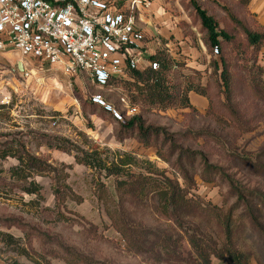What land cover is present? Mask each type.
I'll return each mask as SVG.
<instances>
[{"label":"rangeland","instance_id":"obj_1","mask_svg":"<svg viewBox=\"0 0 264 264\" xmlns=\"http://www.w3.org/2000/svg\"><path fill=\"white\" fill-rule=\"evenodd\" d=\"M196 1L216 18L219 28L233 36L230 43L223 42L222 46L234 76L232 100L227 98L220 72L214 65L215 61L220 63L221 54L207 45L206 34L190 0H152L154 17L155 13L172 18L185 16L189 19V31L185 34L186 29H183L182 33L169 37L173 44L171 52L159 45L152 53L147 48L144 66L149 65V55L164 50L179 62V66L172 69L174 82L183 84L184 78L189 77L205 95L191 92L203 96L207 106L200 109L192 104L194 110H147L139 105L137 111L149 123L166 128L171 146L196 153L193 159L183 158L181 163L177 160L178 151L171 153L168 142L161 144L160 140L158 146L148 147L134 137L118 138L119 124L114 111L126 117L132 115L127 112L129 102L119 81L113 79L109 85L100 86L92 83L86 74L70 76L52 66L35 64L31 65L32 72L24 77L17 69L21 57L7 59L0 53V105H6L0 107V145L17 137L48 165L44 173L28 179L38 183V194L0 184V264H11L16 257L23 264H34L30 258L17 255L13 250L15 244L7 243L6 233L12 234L22 247L29 248L34 259L44 257L52 264H83L87 258L107 264H173L165 258H149L129 249L104 204L106 198L118 201L122 191L112 188L102 191L97 184V174L76 161V147L98 146L99 150H109L111 157L115 151L131 152L138 159L150 160L168 175L177 177L182 187L188 183L184 178V172L188 171L191 193L211 205L229 207L235 203L229 186L231 181L238 186L247 184L264 190V170H255L249 163L258 161L257 156L264 151V106L255 95L256 91L264 95V70L254 66L257 61V65L264 68V46L259 50L248 47L242 27L236 26L227 12L241 20L246 28L262 31L264 0ZM155 4L158 5L156 10L153 9ZM179 23L178 28H183V21ZM95 96L105 104H94ZM106 106H111L112 111ZM233 112L239 122L244 123L241 129L237 128L239 122L237 125L228 123L232 121ZM214 129L218 134L223 133L226 141L223 138L219 142L210 136L211 132L216 133ZM18 132L20 134L15 135ZM56 137L69 139L72 150L56 148L60 143L54 139ZM0 149L4 148L0 146ZM159 149L162 155L158 154ZM201 152L210 163L222 169L212 175V181L200 176L203 164L198 153ZM17 163L13 157L0 159V175L10 177L8 170ZM104 181L111 186L109 180ZM123 209L135 213L145 224L164 222L155 221L153 217L157 218V214L141 204L131 203ZM211 261L212 264H232L227 257H212ZM251 264L259 263L252 258Z\"/></svg>","mask_w":264,"mask_h":264},{"label":"trees","instance_id":"obj_2","mask_svg":"<svg viewBox=\"0 0 264 264\" xmlns=\"http://www.w3.org/2000/svg\"><path fill=\"white\" fill-rule=\"evenodd\" d=\"M190 2L206 34L207 45L221 54L220 63L215 61L214 65L220 72L219 77L227 92V98L231 101L234 76L222 46L223 42L230 43L233 36L219 28L216 18L196 0H190ZM227 12L232 22L236 26L242 27L248 47L259 50L264 46V26L262 31L251 30L246 28L243 22L229 10ZM147 59L150 64L146 67L142 69L130 68L124 74L114 75L103 86L109 85L113 79L119 81V85L124 91L123 95L126 96L129 104L140 105L147 110L168 108L194 110L189 93L195 91L205 95V92L196 86L189 77L184 78L183 84L174 82L171 73L173 68L179 66V62L164 50L149 55ZM256 62L254 66L263 71L264 68L257 65ZM152 64H156L157 67L154 68ZM259 92L256 91L255 95L259 96L258 98L261 100L259 102H262L264 106V95L262 96ZM5 106L0 105V107ZM105 108L112 111L111 106ZM118 114L122 117L118 119L115 116V120L119 124L118 138L120 140L134 137L148 147L158 146L160 140L161 144L168 142L171 153L178 151L177 160L180 163L183 162V158L193 159L196 155L189 149L171 146L172 143L168 139L166 128L149 123L142 114L135 113L130 117H126L124 113ZM260 114L263 113L260 111ZM229 122H234L237 125L239 119L235 113L232 121ZM243 124L240 121L237 128L241 129ZM248 129L249 127L245 130ZM214 131L216 133L210 131V136L212 135L214 139L221 142L220 139L225 138L223 133L218 134L216 129ZM18 134L20 132L15 133V135ZM204 134L201 133V135ZM227 135L225 136L227 137ZM54 139L60 141L59 145H55L56 148L72 150L70 147L72 142L69 139L60 137ZM0 146L4 148L0 149V159L13 157L18 161L17 165L8 170L10 177L0 175V184H9L15 189L38 194L40 190L38 183L28 179L35 174L44 173L48 166L47 163L33 154L25 142L17 137H13ZM108 153L109 150H99L98 146L88 149L76 147L75 159L97 174V184L102 191H108V188L117 192L122 191L118 195V201L105 199V210L114 226L126 239L129 249L134 253L148 255L149 258H165L173 264H212V257H227L232 264H251V259L255 258L259 264H264V190L260 187H250L247 184L238 186L231 181L229 186L232 196L236 198L235 203L229 207L211 205L191 193V183H189L191 179L188 176V171L184 172V178L188 183L182 187L177 177L168 175L166 170L159 169L150 160H140L131 152L115 151L112 153V157ZM158 154H163L161 149L158 150ZM198 154L203 164L201 178L205 181H212V175L221 172L222 169L210 163L203 152ZM257 158L258 161L256 159L255 162L249 161V163L255 167V170H264V151ZM104 180H109L111 186L107 185ZM108 198L110 199V194ZM126 202L150 207L152 212L157 214V218L153 217V219L155 221L163 220V224H145L140 217H136L135 213L124 211V205H128ZM257 206L259 209L256 208ZM4 236L7 238L8 244H15L13 250L17 255L30 258L34 264H52L44 257L40 260L34 259L29 253V248L18 244L12 234L6 233ZM11 264L23 263L16 257ZM83 264H107V262L87 258L84 259Z\"/></svg>","mask_w":264,"mask_h":264},{"label":"built area","instance_id":"obj_3","mask_svg":"<svg viewBox=\"0 0 264 264\" xmlns=\"http://www.w3.org/2000/svg\"><path fill=\"white\" fill-rule=\"evenodd\" d=\"M118 2L0 0V52L13 51L21 57L24 77L35 64L70 76L86 74L92 83L103 86L114 75L144 68L146 61V34L138 17L152 0ZM172 45L171 41L159 44L168 52L173 51ZM93 101L105 104L96 96ZM138 108L128 104L127 112L133 115ZM114 115L122 118L117 111Z\"/></svg>","mask_w":264,"mask_h":264},{"label":"crops","instance_id":"obj_4","mask_svg":"<svg viewBox=\"0 0 264 264\" xmlns=\"http://www.w3.org/2000/svg\"><path fill=\"white\" fill-rule=\"evenodd\" d=\"M125 0H119V4L125 5L124 4ZM152 6V5H151ZM154 10L158 8V5H153ZM161 12V11H160ZM189 19L186 18L185 16H174L173 18L170 16H162L160 14L155 13V17L152 14V9L151 7L149 9H144L140 12L139 17H138V25L139 27L145 32L146 34V39L147 41L145 43V49L148 51L147 48L152 49L159 45L160 42L164 43L166 41H170L169 37L172 34L177 35L178 33H182L183 29H186V33H188V28L189 25L187 22ZM179 21H183L182 25L183 28H178V25L180 24ZM185 22V23H184ZM186 25V26H185ZM187 40H185L183 43L185 44L188 41V36L186 37ZM11 53L8 52H0L3 53L2 57L3 58H12L13 56L18 55L16 52L10 51ZM147 66V65H146ZM145 67V66H144ZM190 97V102L194 106H198L200 109H204L207 106L206 99L198 95L196 93L190 92L189 93ZM196 104V105H195Z\"/></svg>","mask_w":264,"mask_h":264},{"label":"water","instance_id":"obj_5","mask_svg":"<svg viewBox=\"0 0 264 264\" xmlns=\"http://www.w3.org/2000/svg\"><path fill=\"white\" fill-rule=\"evenodd\" d=\"M17 69H18L19 73L24 74V64H23L22 60H19L17 62Z\"/></svg>","mask_w":264,"mask_h":264}]
</instances>
